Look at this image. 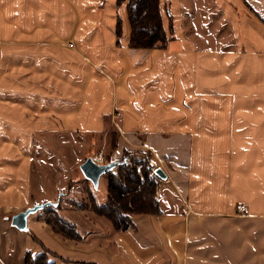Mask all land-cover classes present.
<instances>
[{
    "label": "crops",
    "instance_id": "crops-1",
    "mask_svg": "<svg viewBox=\"0 0 264 264\" xmlns=\"http://www.w3.org/2000/svg\"><path fill=\"white\" fill-rule=\"evenodd\" d=\"M116 1L0 0V264H264V0H159L167 45L150 49ZM105 120L109 162L146 151L165 174L160 213L124 230L85 204ZM43 203L79 238L42 209L11 225Z\"/></svg>",
    "mask_w": 264,
    "mask_h": 264
},
{
    "label": "trees",
    "instance_id": "trees-1",
    "mask_svg": "<svg viewBox=\"0 0 264 264\" xmlns=\"http://www.w3.org/2000/svg\"><path fill=\"white\" fill-rule=\"evenodd\" d=\"M126 1L127 17L130 25L129 47L164 48L167 45L159 7V0H117V5ZM167 11V10H166ZM116 35H121V23L116 25ZM113 146V144H112ZM115 170L108 171L105 202L98 204L94 196H88L89 208L108 219L115 230H124L132 226V217L143 214H159L156 198L157 176L152 169L151 154L146 151H125ZM105 160L109 162L108 156ZM50 210L45 217L53 231L66 238L78 239L75 226L60 218L56 212L59 206L49 204L43 210ZM26 264H53L47 261L44 253L35 257L26 255Z\"/></svg>",
    "mask_w": 264,
    "mask_h": 264
},
{
    "label": "water",
    "instance_id": "water-1",
    "mask_svg": "<svg viewBox=\"0 0 264 264\" xmlns=\"http://www.w3.org/2000/svg\"><path fill=\"white\" fill-rule=\"evenodd\" d=\"M127 158H124L121 161H114L109 163H104L101 165H97L92 157H88L84 162H82L79 166V169L84 176L85 179H87L92 186L95 188L98 184V179L101 175L106 174L108 171H111L114 167H116L119 164L125 163ZM154 174L160 178H165V174L161 171V169L157 168L154 171ZM52 203H43L40 205H35L31 208H27L22 212H19L12 216L11 218V225L18 230H25L26 228V217L37 210L45 208L47 205Z\"/></svg>",
    "mask_w": 264,
    "mask_h": 264
},
{
    "label": "rangeland",
    "instance_id": "rangeland-1",
    "mask_svg": "<svg viewBox=\"0 0 264 264\" xmlns=\"http://www.w3.org/2000/svg\"><path fill=\"white\" fill-rule=\"evenodd\" d=\"M116 132L117 131H116L115 124L111 120L110 121L105 120V127H104L103 133L100 134L99 137H95V139H94L96 144H97L96 148L100 150L98 153H102L104 157H105V155H107V153L112 148V144L114 142ZM104 133H106V134L103 135ZM70 143H71V140H70ZM86 159L87 158H84V160L82 162H84ZM102 182H103V178H101L97 187L94 188L93 186H91L92 190L96 194L95 198H96V202L98 204H102L105 202L104 191L102 190ZM85 204H87V206H89V201H88V203H85ZM50 210L51 209H49L48 211L50 212ZM43 211H44L45 215L47 216L49 212L46 209Z\"/></svg>",
    "mask_w": 264,
    "mask_h": 264
},
{
    "label": "built area",
    "instance_id": "built-area-1",
    "mask_svg": "<svg viewBox=\"0 0 264 264\" xmlns=\"http://www.w3.org/2000/svg\"><path fill=\"white\" fill-rule=\"evenodd\" d=\"M93 161L97 164V165H101L104 164V156L102 153H98L96 156H93ZM236 212L239 215H244L247 213V207L244 204H237L235 206Z\"/></svg>",
    "mask_w": 264,
    "mask_h": 264
}]
</instances>
